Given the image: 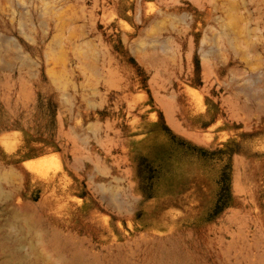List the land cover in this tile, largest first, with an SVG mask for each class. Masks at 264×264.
<instances>
[{"label":"rangeland","instance_id":"1","mask_svg":"<svg viewBox=\"0 0 264 264\" xmlns=\"http://www.w3.org/2000/svg\"><path fill=\"white\" fill-rule=\"evenodd\" d=\"M0 41V264H264V0H0Z\"/></svg>","mask_w":264,"mask_h":264},{"label":"bare ground","instance_id":"2","mask_svg":"<svg viewBox=\"0 0 264 264\" xmlns=\"http://www.w3.org/2000/svg\"><path fill=\"white\" fill-rule=\"evenodd\" d=\"M171 1V0H170ZM175 1V0H174ZM177 2V1H176ZM175 2V3H176ZM213 3V2H212ZM230 3H231V1H230ZM211 4V3H210ZM209 5V4H208ZM222 5V4H221ZM197 6V5H196ZM231 6V5H230ZM18 7V6H17ZM67 8V7H66ZM232 8V7H231ZM214 9V8H213ZM54 12V11H53ZM49 14V13H48ZM47 14V15H48ZM56 15V14H55ZM54 15V16H55ZM41 17H42V15H41ZM68 17V16H67ZM66 19V18H65ZM58 20H59V18H58ZM40 24V23H39ZM57 24V23H56ZM94 24V23H93ZM74 27V26H73ZM211 27V26H210ZM230 27H228L227 29H229ZM62 31V30H61ZM23 32V31H22ZM223 33V32H222ZM60 34V33H59ZM23 35H24V33H23ZM55 35V34H54ZM72 35V34H71ZM53 36V35H52ZM55 37V36H54ZM66 37V36H65ZM223 37L225 38V39H227V41L230 43V45H231V47H233L234 45H233V42H236L237 40H238V36H237V34L235 33V31L231 28V30L229 29L227 32H224L223 33ZM25 38H27L28 40H30L32 43H34V39L33 38H31L30 36H27L26 35V37ZM67 39V38H66ZM191 38H189V40H190ZM256 39V38H255ZM153 40H154V38H153ZM55 42V41H54ZM139 43V42H138ZM229 43H228V45H229ZM177 46V45H176ZM235 47V46H234ZM11 48V47H10ZM13 48V47H12ZM60 48H62L61 46L59 47V49ZM237 48V47H236ZM14 50H12V49H9V46H7V45H3V43H2V41H0V67H10V66H13V60L15 61V60H21V61H23V60H30V57L28 56V54L27 53H25V52H22V47L20 48L19 46H15L14 48H13ZM72 51V50H71ZM48 52V51H47ZM58 52H59V50H58ZM255 52H256V50H255ZM77 53H78V51H77ZM60 55V54H59ZM62 56H63V54H62ZM50 58V57H49ZM189 58V57H188ZM180 65V64H179ZM206 65H207V63H206ZM154 66V65H153ZM204 66V65H203ZM20 67V65L18 66V68ZM63 67H64V65H63ZM77 67H79V66H77ZM88 67V66H87ZM89 67H90V65H89ZM94 67V66H93ZM93 67H91V69L89 68V70L92 72V74H93V76H95V79H96V86H98L99 84H100V73H99V68H93ZM97 67V66H96ZM167 67V66H166ZM82 69H83V67H81ZM109 70V69H108ZM49 71V70H48ZM47 71V72H48ZM165 71V70H164ZM35 72V71H34ZM101 72V71H100ZM208 72V71H207ZM83 74H84V72H82ZM48 74V73H47ZM110 74V73H109ZM49 75V74H48ZM155 75V74H154ZM157 75V74H156ZM84 76V75H83ZM82 76V77H83ZM52 78H53V76H52ZM54 79V78H53ZM51 80V81H53V83L55 82L54 80ZM59 81V80H58ZM114 82V81H113ZM149 83H151V82H149ZM60 84V83H59ZM80 84V83H79ZM250 84H252V83H250ZM61 85V84H60ZM59 85V86H60ZM153 85H154V82H153ZM62 86V85H61ZM219 86V85H218ZM101 87V86H100ZM62 88H64L63 86H62ZM74 87H72V89H73ZM57 89H58V87H57ZM63 90V89H62ZM62 90H60V91H62ZM83 90H85V89H83ZM90 91V90H89ZM64 92V91H63ZM91 92H92V90H91ZM95 92V91H94ZM98 92V91H97ZM195 93V92H194ZM98 93H96L95 95H97ZM157 94V93H156ZM154 95V94H153ZM167 95V94H166ZM161 97V96H160ZM167 97V96H166ZM64 98V97H63ZM168 98L171 100V101H168V104H164L165 105V107L164 106H162V102L161 103H159L160 104V106H162L163 107V109H164V111H165V113L164 114H166L165 116H168V117H166L167 119V121H168V118L169 117H172V114H174L175 112H176V105H178V104H176V102H175V98H174V96H173V94H170V95H168ZM159 100H160V98H159ZM168 100V99H167ZM200 100L201 99H199V103H198V101L196 100V102H197V104L199 105V109H203V107H202V103L200 102ZM158 102V101H157ZM178 103V102H177ZM158 104V103H157ZM93 107H95V105L93 106ZM181 107H179L178 109H177V113H179V116H182L183 114H184V111L183 110H181L180 109ZM95 110V109H94ZM189 111H190V109H189ZM191 112V111H190ZM196 114H195V118H198V119H200V120H203V119H205V118H209L210 116H207L206 115V113H204V112H198L197 110L196 111H194ZM193 114V113H192ZM58 116H59V114H58ZM57 116V117H58ZM190 116V115H189ZM244 116H245V114H244ZM181 118V117H180ZM193 119H194V117H192ZM58 120V119H57ZM191 120V119H190ZM173 120H171V121H169L170 123H173L172 122ZM98 122H96V124H97ZM168 123V122H167ZM185 123V122H184ZM95 124V123H94ZM99 124V123H98ZM97 124V125H98ZM90 125V124H89ZM92 126V125H91ZM9 127V126H8ZM69 127V126H68ZM94 127H96V126H94ZM176 127V126H175ZM73 128V127H72ZM72 128L70 129V130H72ZM176 129V128H175ZM204 135V134H203ZM45 164H46V162H42V163H40V164H31V165H27L26 167L28 168V169H33V170H35L36 169V171H39V169H44V167H45ZM101 185V184H100ZM97 186H99V185H97ZM106 190V189H105ZM103 191V190H102ZM104 192V191H103ZM104 194V193H103ZM114 194H116V193H114ZM114 194H113V196H114ZM1 195H3L2 194V191L0 190V196ZM6 195V194H5ZM119 196H120V194H119ZM6 197H8V196H6ZM5 197V198H6ZM111 199H113V198H111ZM117 199V198H116ZM112 201V200H111ZM110 202V201H109ZM19 213L21 212V211H18ZM22 216H23V214H22ZM24 218H25V216H23ZM27 218V217H26ZM25 218V219H26ZM26 221L27 220H25V224H26ZM28 221H33V219H28ZM32 223V222H31ZM34 223V222H33ZM32 223V224H33ZM36 224V223H35ZM34 225V224H33ZM27 228V227H26ZM30 230V229H29Z\"/></svg>","mask_w":264,"mask_h":264}]
</instances>
